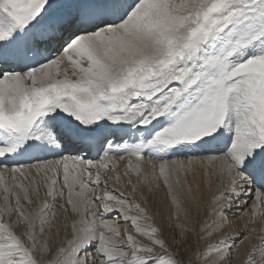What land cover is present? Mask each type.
<instances>
[{"label":"snow or ice","instance_id":"6c2138e0","mask_svg":"<svg viewBox=\"0 0 264 264\" xmlns=\"http://www.w3.org/2000/svg\"><path fill=\"white\" fill-rule=\"evenodd\" d=\"M261 217L264 0H0V264H264Z\"/></svg>","mask_w":264,"mask_h":264},{"label":"bare ground","instance_id":"6f19581e","mask_svg":"<svg viewBox=\"0 0 264 264\" xmlns=\"http://www.w3.org/2000/svg\"><path fill=\"white\" fill-rule=\"evenodd\" d=\"M127 163H128L127 158L119 161L118 171L121 174H123L127 170ZM132 180H133V183H137V178L134 175L132 176ZM122 181H123L125 186L122 187L121 190L126 191V192L131 191L132 186L126 184L127 177H122ZM196 185H199V187H196ZM193 187H194V195L196 197V200L197 199L200 200V203L203 201L204 198H213V196L216 194V190H217V185L215 182H213L211 187H209L206 179L203 177H198L196 182L194 183ZM142 193L147 195L146 187L143 184H140L138 186V191L133 194L132 198L136 202L141 203L142 206L148 207L149 214L153 213V215H155V206L159 207V203H160V205L161 204L164 205L165 201L168 200L165 196V190L162 187L155 191V193L147 201V203H145L144 199H142V195H141ZM158 198H162V200L159 201ZM199 205H201V204H199ZM249 211H251V210L249 209ZM133 214H135V213H133ZM251 219H254V217L248 216V217H245L244 221H237L236 226L232 228V231L233 232L244 231L245 230L244 229L245 222H248ZM252 226L257 229L256 233H253L252 243L258 244L259 243V237L261 235H264V217H261ZM247 230L250 231V229H247ZM63 235H64V233L62 232V237H63ZM71 235H72V233H71V230L69 229L67 231V237L70 239ZM245 244H247V242H245ZM247 250L248 249L245 245L240 246V254L236 259V261H237L236 264H243V260L246 257Z\"/></svg>","mask_w":264,"mask_h":264},{"label":"rangeland","instance_id":"374dc122","mask_svg":"<svg viewBox=\"0 0 264 264\" xmlns=\"http://www.w3.org/2000/svg\"><path fill=\"white\" fill-rule=\"evenodd\" d=\"M158 200L161 201L162 198H158ZM196 201H197L196 206L193 209V217L195 218V223L193 227L198 228L200 220H202L205 214L211 209L212 198H204L201 203H200V200L198 199ZM173 212L174 210L170 206V201L167 200L165 201L164 205L162 204L160 205L159 203V207L155 206V215H153V213H150V214L154 217L157 223H161L163 221H167L168 219H172V224L175 227L176 223L178 222L173 218Z\"/></svg>","mask_w":264,"mask_h":264}]
</instances>
